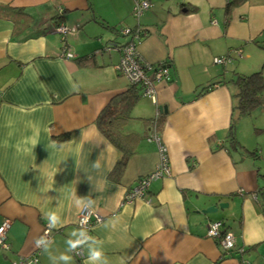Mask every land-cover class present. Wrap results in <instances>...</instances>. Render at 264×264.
Returning <instances> with one entry per match:
<instances>
[{
    "label": "crops",
    "instance_id": "1",
    "mask_svg": "<svg viewBox=\"0 0 264 264\" xmlns=\"http://www.w3.org/2000/svg\"><path fill=\"white\" fill-rule=\"evenodd\" d=\"M149 1L136 19L133 0H0L32 16L18 29L0 16V224L10 221L0 264L33 252L50 213L58 222L37 264H88L92 247L107 264H264V120L253 139L236 123L243 147L227 140L237 101L232 79L264 71V0H238L228 13L227 0ZM58 23L70 29L71 57L63 54ZM125 27L143 32L138 52L152 64L164 61L169 78L154 80L156 101L141 96L134 105L123 131L139 137L112 179L121 152L95 119L127 86L115 68L121 52L114 47L128 41L119 31ZM90 53L94 64L75 63ZM223 55L224 63L214 62ZM258 107L252 111L264 117V105ZM159 112L171 175L125 202L126 189L158 160L142 119ZM220 202L227 206L198 211ZM83 204L101 216L87 236L76 226ZM212 221L234 234V249L224 252L208 236ZM76 240L82 260L68 243Z\"/></svg>",
    "mask_w": 264,
    "mask_h": 264
},
{
    "label": "built area",
    "instance_id": "2",
    "mask_svg": "<svg viewBox=\"0 0 264 264\" xmlns=\"http://www.w3.org/2000/svg\"><path fill=\"white\" fill-rule=\"evenodd\" d=\"M149 0H133L131 14L138 19L140 15L149 7ZM56 31L61 34L62 51L64 56L71 57L67 47L65 46V35L70 29L63 23H58L55 27ZM122 34L128 35L129 39L124 44L114 47L120 49L121 55L118 63L115 65L116 70L127 80L128 84H136L141 88V95L144 97L152 98L155 100V86L154 80H160L163 78H169V71L164 61L158 64H152L140 55L137 49V45L141 38V30L125 27L119 30ZM227 60V56H219L214 58L216 63H224ZM146 139L150 142H155L158 151V160L149 173L139 176L135 183L131 185L124 192L123 200L131 203L137 198H141L147 191L148 185L152 180L171 175V165L169 156L162 142L160 132L155 125L151 123L149 126V132L146 134ZM101 219L93 209L83 204L78 211L76 217V226L82 230L85 236H87L93 226V224ZM222 221H212L208 224L207 234L218 243L219 247L224 251H230L235 246V236L230 231L222 227ZM10 226L9 220H3L0 224V243L2 246L8 248V244L5 242L6 231ZM53 231V226L50 222H45L40 235L34 242V249L30 255L19 257L17 260L12 261V264H37L39 260L40 251L43 245L37 247L36 241L43 238L48 241ZM80 240L74 241L77 242ZM238 251L242 252L243 248L238 247ZM72 252L78 260H82L85 255L81 242L73 249ZM240 264H252L248 260H240Z\"/></svg>",
    "mask_w": 264,
    "mask_h": 264
},
{
    "label": "trees",
    "instance_id": "3",
    "mask_svg": "<svg viewBox=\"0 0 264 264\" xmlns=\"http://www.w3.org/2000/svg\"><path fill=\"white\" fill-rule=\"evenodd\" d=\"M236 2L238 0H227L225 5L226 13L229 12L230 7ZM0 16L10 18L13 21L14 28L17 29L32 21V16L23 11L22 7L11 6L10 4L0 3ZM135 29L136 27L130 28L132 31ZM141 33L143 34L142 31ZM74 61L80 66H86L88 64H94L95 59L93 53H90L74 57ZM232 81L237 87L235 93L237 101L233 108L235 112L231 116L227 140L231 147L237 149L243 147L235 134L238 119L250 114L255 107L264 105V71L259 69L249 74L236 73ZM211 85L212 83H209L201 87L197 94L208 90ZM141 96V88L139 85H130L127 83L126 89L112 96L96 116L95 123L100 132L121 152V157L115 162L108 174L112 179H116L121 175L129 156L134 152L132 142L139 135L135 132H124L123 126L132 117V109ZM163 119L164 114L159 112L153 117L143 118L142 120L146 127H149L151 123H155L158 130H160L163 125ZM62 138L64 137L58 136L57 140ZM250 153L252 154L253 152L249 151Z\"/></svg>",
    "mask_w": 264,
    "mask_h": 264
},
{
    "label": "clouds",
    "instance_id": "4",
    "mask_svg": "<svg viewBox=\"0 0 264 264\" xmlns=\"http://www.w3.org/2000/svg\"><path fill=\"white\" fill-rule=\"evenodd\" d=\"M49 219H50L51 225L53 227H55L57 222H58V217L56 216V214L55 213H50L49 214ZM80 234L84 235L83 232H81ZM74 235H75V233H74ZM47 243L48 242L45 241L43 238L38 239L36 241L37 247H39L41 245H44L45 250H47ZM68 243H69L70 247L74 249L77 246V244L80 243V242L77 241V242L74 243L72 241H69ZM60 259L64 260V261H67V260L70 259V257H68L66 255H61ZM88 264H107V261L104 258L103 252L100 249L92 247V248H90V251H89Z\"/></svg>",
    "mask_w": 264,
    "mask_h": 264
},
{
    "label": "rangeland",
    "instance_id": "5",
    "mask_svg": "<svg viewBox=\"0 0 264 264\" xmlns=\"http://www.w3.org/2000/svg\"><path fill=\"white\" fill-rule=\"evenodd\" d=\"M143 99H144V97L140 98V100H143ZM258 108H260V107H258ZM254 110H256V109H254ZM254 110L250 114L245 115V117H242L239 120V122H237V124L238 123L240 124V132L243 135L248 136V137H250L252 139L254 138V137H252V134L254 132V127H256V126L259 127L260 124H257V123L260 120L261 121L264 120V117L257 116V114L255 113Z\"/></svg>",
    "mask_w": 264,
    "mask_h": 264
},
{
    "label": "water",
    "instance_id": "6",
    "mask_svg": "<svg viewBox=\"0 0 264 264\" xmlns=\"http://www.w3.org/2000/svg\"><path fill=\"white\" fill-rule=\"evenodd\" d=\"M159 109L160 110L163 109L165 111L166 110V106L160 105L159 106ZM226 206H227V203L226 202H220V203H218L217 206L210 205V206H208L206 208H203V209H200L198 211L201 212V213H210V212L216 211L218 208H223V207H226Z\"/></svg>",
    "mask_w": 264,
    "mask_h": 264
},
{
    "label": "bare ground",
    "instance_id": "7",
    "mask_svg": "<svg viewBox=\"0 0 264 264\" xmlns=\"http://www.w3.org/2000/svg\"><path fill=\"white\" fill-rule=\"evenodd\" d=\"M118 50H120V49H118Z\"/></svg>",
    "mask_w": 264,
    "mask_h": 264
}]
</instances>
